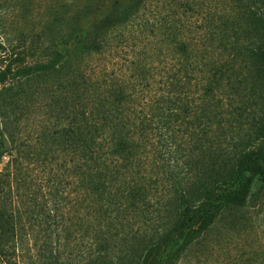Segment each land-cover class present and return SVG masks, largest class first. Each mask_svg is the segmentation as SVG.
Listing matches in <instances>:
<instances>
[{
    "label": "trees",
    "instance_id": "1",
    "mask_svg": "<svg viewBox=\"0 0 264 264\" xmlns=\"http://www.w3.org/2000/svg\"><path fill=\"white\" fill-rule=\"evenodd\" d=\"M80 1L52 14L39 58L0 68V110L13 79L57 118L0 171V255L24 214L54 233L51 264L77 231L81 264H179L227 215L259 212L264 0Z\"/></svg>",
    "mask_w": 264,
    "mask_h": 264
},
{
    "label": "rangeland",
    "instance_id": "2",
    "mask_svg": "<svg viewBox=\"0 0 264 264\" xmlns=\"http://www.w3.org/2000/svg\"><path fill=\"white\" fill-rule=\"evenodd\" d=\"M81 2L0 0V68L6 65L16 68L33 63L42 54L40 46L57 36L59 25L52 24L55 10L63 9L62 4L70 8ZM68 23L69 20L63 21L64 25ZM14 81L10 79L5 84L4 88L11 89H2L3 102L9 103L0 110V171L4 175L12 169V156L17 150H22V145L18 143L36 142L44 120L48 118L50 124L57 120L49 115L42 96L37 98L35 93L31 94L29 84L21 82L18 86ZM15 89L19 94H13ZM244 97L241 120L244 129H247L253 115L252 99L248 95ZM4 175L2 178L7 182L10 177ZM261 199L257 215L246 211L227 215L219 227L193 244L179 264H247L258 255L264 259V194ZM19 209L22 211L23 206L19 205ZM20 223L21 226L16 228V238L3 249L4 255H0V264H51L50 259L55 251L54 233L48 235L50 230H46V223L41 219L28 222L22 214ZM78 232H75L76 237L69 241V245L60 248V258L64 264H81L85 261L87 249L80 246ZM45 240L52 242L48 249L44 247ZM49 250H52V254ZM167 253L169 251L165 250L164 254ZM161 260L159 264H164V257Z\"/></svg>",
    "mask_w": 264,
    "mask_h": 264
}]
</instances>
